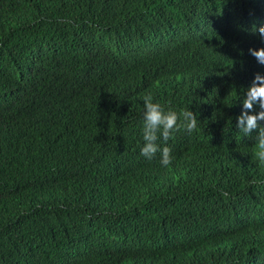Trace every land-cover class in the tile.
<instances>
[{
  "label": "trees",
  "instance_id": "16d2710c",
  "mask_svg": "<svg viewBox=\"0 0 264 264\" xmlns=\"http://www.w3.org/2000/svg\"><path fill=\"white\" fill-rule=\"evenodd\" d=\"M262 25L264 0H0V264H264L236 128ZM146 95L197 116L168 167Z\"/></svg>",
  "mask_w": 264,
  "mask_h": 264
},
{
  "label": "clouds",
  "instance_id": "9594fccd",
  "mask_svg": "<svg viewBox=\"0 0 264 264\" xmlns=\"http://www.w3.org/2000/svg\"><path fill=\"white\" fill-rule=\"evenodd\" d=\"M254 31H258L260 39L264 41V25L259 26L258 29L254 27ZM249 52L260 65H264V47L258 50L251 48ZM143 99L142 137L144 145L141 149V155L152 159L159 152V163L168 167L174 159L171 149L168 146L161 148L157 144L158 139L162 137L166 145L167 141L173 137L174 132L184 129L188 133H192L198 127L197 116L190 109L180 110L179 113L171 108L165 110L160 103L153 101L151 95H146ZM241 100L243 112L238 117L236 128L245 136H251L254 131L258 130V134L254 137V159L264 165V124L261 123L264 121V75L256 73L251 86L246 90V94ZM255 106H259L260 111L258 113L255 111ZM221 194L225 197L228 195L226 192Z\"/></svg>",
  "mask_w": 264,
  "mask_h": 264
}]
</instances>
